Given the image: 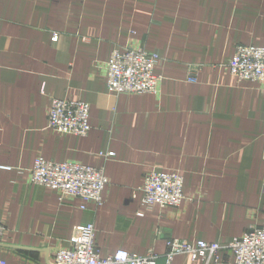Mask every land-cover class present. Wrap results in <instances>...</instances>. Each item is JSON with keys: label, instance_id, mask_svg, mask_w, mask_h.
<instances>
[{"label": "crops", "instance_id": "crops-1", "mask_svg": "<svg viewBox=\"0 0 264 264\" xmlns=\"http://www.w3.org/2000/svg\"><path fill=\"white\" fill-rule=\"evenodd\" d=\"M250 45L264 47V0H0V260L52 262L85 224L102 257L154 250L158 264L170 239L225 246L264 227V87L228 69ZM126 47L160 57L157 93L109 92L105 66ZM54 98L90 106L88 137L49 127ZM38 158L104 168L103 204L33 185ZM153 171L183 175L179 207L142 203Z\"/></svg>", "mask_w": 264, "mask_h": 264}, {"label": "built area", "instance_id": "built-area-1", "mask_svg": "<svg viewBox=\"0 0 264 264\" xmlns=\"http://www.w3.org/2000/svg\"><path fill=\"white\" fill-rule=\"evenodd\" d=\"M59 36L55 34L53 42ZM160 61L156 54L143 47L116 48L106 64L107 88L112 94L144 95L155 94L161 77L155 75V67ZM230 73L240 81L259 83L264 87V47L238 46L228 64ZM196 83L194 71L188 79ZM44 93V89H43ZM49 127L61 134L88 137L90 106L81 101L51 99ZM112 159L113 152L101 153ZM31 183L58 191L61 198L81 199L98 206L103 204V193L108 184L104 168H95L75 162L58 163L38 158L31 170ZM184 177L179 171H153L149 173L142 188V203L160 208L179 207L185 200ZM137 199L138 193L133 195ZM6 227L0 220V244L3 242ZM93 224L79 225L69 240L68 248L56 252L54 261L47 264H158L159 255L149 250L145 255L119 250L113 255L102 257L95 244ZM166 264H173L178 255H189L193 261L205 264H220L221 253L228 250L232 255L231 264H264V227L247 231L228 245L198 241L190 243L170 239L166 243ZM0 264H7L0 260Z\"/></svg>", "mask_w": 264, "mask_h": 264}]
</instances>
